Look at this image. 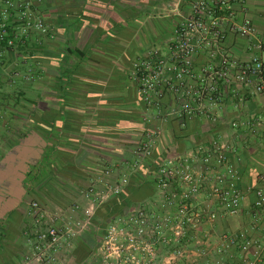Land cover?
Instances as JSON below:
<instances>
[{
	"label": "built area",
	"instance_id": "obj_1",
	"mask_svg": "<svg viewBox=\"0 0 264 264\" xmlns=\"http://www.w3.org/2000/svg\"><path fill=\"white\" fill-rule=\"evenodd\" d=\"M242 2L194 0L171 40L137 59L130 72L144 109L137 146L71 201L29 202L20 264H66L96 209L121 196L149 160L152 194L112 217L96 249L99 264H264V174L244 188L235 165L245 144L264 139V114L236 116L227 131L183 154H156L158 124L177 117L212 125L225 100L240 108L247 93L264 94V59L238 62L222 48L225 27L241 38L252 35L249 20L234 21L233 5ZM41 6L42 0H0V55L54 38ZM199 54L207 56L200 66ZM229 221L236 222L232 229Z\"/></svg>",
	"mask_w": 264,
	"mask_h": 264
},
{
	"label": "crops",
	"instance_id": "obj_2",
	"mask_svg": "<svg viewBox=\"0 0 264 264\" xmlns=\"http://www.w3.org/2000/svg\"><path fill=\"white\" fill-rule=\"evenodd\" d=\"M193 1L42 0L41 13L54 38L40 48L0 55V97L11 90L29 95V105L19 94L8 102L0 98V264H20L34 194L52 192L60 203L71 201L96 167L129 152L125 146L141 134L144 112L130 72L147 50L171 40ZM233 11L235 22L250 21L252 35L241 38L225 27L223 50L238 62L264 59V0H243ZM206 58L199 54L195 63L200 66ZM20 61L29 62L32 80L14 85L13 76L26 70ZM137 114L139 123L134 122ZM215 114L212 126L192 120L189 137L177 143L173 131L183 128L184 119L158 124L160 152L183 154L213 133L227 131L236 116L263 115L264 94L247 93L240 108L227 99ZM239 158L235 165L245 188L264 174V139L245 144ZM92 226L101 229L102 220Z\"/></svg>",
	"mask_w": 264,
	"mask_h": 264
},
{
	"label": "trees",
	"instance_id": "obj_3",
	"mask_svg": "<svg viewBox=\"0 0 264 264\" xmlns=\"http://www.w3.org/2000/svg\"><path fill=\"white\" fill-rule=\"evenodd\" d=\"M24 50H21V52ZM21 65L23 67H25V73L22 74L21 76H19L20 78L14 79L13 84L15 85L17 82L20 81V83H28L30 82L31 79V71H29L30 66H29V62L25 61L24 63L21 62ZM13 85V86H14ZM22 90V88H21ZM20 95L21 97L24 98V102L26 103V105H29V99L27 94L20 92V93H16L15 90H12L9 94H6V96H4L3 98L0 97L2 99V102H5L7 100V102L9 101V98H13L16 97V95ZM8 105V103H7ZM143 110V109H142ZM143 113V112H142ZM141 113V114H142ZM139 114V112H138ZM137 114V118L134 119L135 123H139V115ZM142 116V115H141ZM192 120H184L183 122V128L179 127L180 130H174L173 131V137H172V141H174L173 143H177L180 141H183V139H185L186 137H189V135L186 133L187 129L192 128V123H190ZM140 126H141V130L140 133H142L143 129H144V124H142L141 119H140ZM210 125V124H209ZM213 125V124H212ZM211 125V126H212ZM213 134H216L213 133ZM212 134V135H213ZM139 142V137L138 138H134L132 139L131 144L126 145L125 147L128 148V151H132L138 144ZM129 152H126L123 156L120 157L119 160L117 161H122L124 159H127L130 157ZM156 154L158 155V157L162 158L165 156H173L171 154V151H161L157 150ZM41 162L44 164L47 160L46 154H45V150L43 151V153H41ZM115 161H113L112 163H114ZM111 163V164H112ZM145 166L142 167L134 176V178L131 180V183L129 185V187L126 188V190L123 191V193L121 194V196H119L118 198H116L113 202H109L107 204H103L101 205L99 208L96 209L94 216L92 217V221H98L100 219V221L102 220V227L101 228H105L110 222L112 217H114L115 215H120L124 212L125 208H127L128 206L132 205L135 202H139L141 201V199L147 198L148 196H150L151 191H152V186L150 182H146V177L152 174L153 171V166L150 163V160L145 162ZM110 163L107 164H101L99 167H96L94 169L95 171V175L93 176H88V181L90 182L93 178H95L97 175L99 176V174L102 172V169H104L105 167L109 166ZM39 190L42 188L41 187V183H39ZM37 188V187H36ZM82 188L84 187H79L78 191H80ZM36 197H33V199H38V195L39 194H34ZM40 196V195H39ZM42 197V196H40ZM99 245V244H98ZM97 245V246H98ZM96 246V248H97Z\"/></svg>",
	"mask_w": 264,
	"mask_h": 264
},
{
	"label": "flooded vegetation",
	"instance_id": "obj_4",
	"mask_svg": "<svg viewBox=\"0 0 264 264\" xmlns=\"http://www.w3.org/2000/svg\"><path fill=\"white\" fill-rule=\"evenodd\" d=\"M100 230L81 234L76 239L66 264H99L95 256V250L100 241L98 234Z\"/></svg>",
	"mask_w": 264,
	"mask_h": 264
},
{
	"label": "rangeland",
	"instance_id": "obj_5",
	"mask_svg": "<svg viewBox=\"0 0 264 264\" xmlns=\"http://www.w3.org/2000/svg\"><path fill=\"white\" fill-rule=\"evenodd\" d=\"M9 90V89H8ZM11 90V89H10ZM12 91V90H11ZM52 194V195H51ZM51 194L49 193L48 194V196H47V193L46 192H44V194H42V196L43 197H45V202L49 205V206H53V205H56V204H60V200L59 199H57L56 197H55V195H53V193L51 192ZM235 221H232V223L231 224H233V225H235L236 224V222L234 223ZM92 221H91V226H90V228H91V230H90V228L87 230V232H92V231H94V230H92ZM104 232V228H101V230L98 232V234H99V236H100V239H101V236H102V233ZM98 247V246H97ZM97 249V248H96ZM95 253H96V250H95ZM98 261V260H97ZM99 262V261H98Z\"/></svg>",
	"mask_w": 264,
	"mask_h": 264
}]
</instances>
